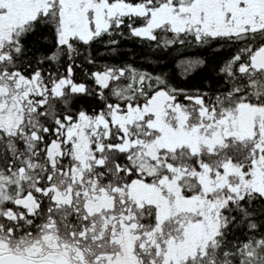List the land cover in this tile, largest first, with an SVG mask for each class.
I'll return each instance as SVG.
<instances>
[{
	"label": "snow or ice",
	"instance_id": "6c2138e0",
	"mask_svg": "<svg viewBox=\"0 0 264 264\" xmlns=\"http://www.w3.org/2000/svg\"><path fill=\"white\" fill-rule=\"evenodd\" d=\"M0 264H264V0H0Z\"/></svg>",
	"mask_w": 264,
	"mask_h": 264
}]
</instances>
